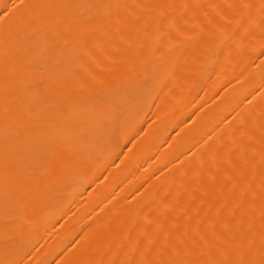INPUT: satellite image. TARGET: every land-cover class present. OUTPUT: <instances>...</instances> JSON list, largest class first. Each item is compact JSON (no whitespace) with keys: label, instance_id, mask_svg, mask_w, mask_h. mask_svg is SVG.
I'll use <instances>...</instances> for the list:
<instances>
[{"label":"bare ground","instance_id":"bare-ground-1","mask_svg":"<svg viewBox=\"0 0 264 264\" xmlns=\"http://www.w3.org/2000/svg\"><path fill=\"white\" fill-rule=\"evenodd\" d=\"M0 264H264V0H0Z\"/></svg>","mask_w":264,"mask_h":264}]
</instances>
